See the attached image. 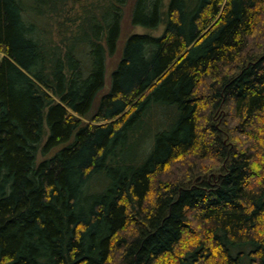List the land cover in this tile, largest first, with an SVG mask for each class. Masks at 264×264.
<instances>
[{
  "label": "trees",
  "instance_id": "1",
  "mask_svg": "<svg viewBox=\"0 0 264 264\" xmlns=\"http://www.w3.org/2000/svg\"><path fill=\"white\" fill-rule=\"evenodd\" d=\"M199 263L264 264V0H0V264Z\"/></svg>",
  "mask_w": 264,
  "mask_h": 264
},
{
  "label": "rangeland",
  "instance_id": "2",
  "mask_svg": "<svg viewBox=\"0 0 264 264\" xmlns=\"http://www.w3.org/2000/svg\"><path fill=\"white\" fill-rule=\"evenodd\" d=\"M125 25V28H124V30H123V34H122V36L124 37V35H125V33L126 32H129V31H138V32H142V30L143 31H145L143 28H140V27H135V28H129V26H128V24H124ZM160 29H158V31H159ZM157 32V31H156ZM118 54H119V52H117V53H115L114 55H112V56H109L108 57V60H107V63H108V69L110 70L112 67H114V64H115V62H116V60H117V58L119 57L118 56ZM215 169H217V168H213V170H215ZM200 264V263H199Z\"/></svg>",
  "mask_w": 264,
  "mask_h": 264
}]
</instances>
